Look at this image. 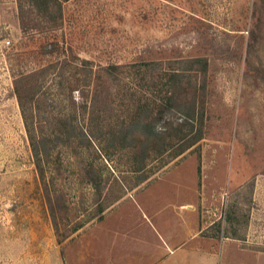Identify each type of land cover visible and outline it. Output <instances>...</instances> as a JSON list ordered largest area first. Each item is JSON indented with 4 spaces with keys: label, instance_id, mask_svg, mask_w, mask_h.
<instances>
[{
    "label": "rangeland",
    "instance_id": "374dc122",
    "mask_svg": "<svg viewBox=\"0 0 264 264\" xmlns=\"http://www.w3.org/2000/svg\"><path fill=\"white\" fill-rule=\"evenodd\" d=\"M48 11L22 28L0 0V264H93L104 215L179 179L213 235L264 249V0Z\"/></svg>",
    "mask_w": 264,
    "mask_h": 264
},
{
    "label": "crops",
    "instance_id": "0c3cea01",
    "mask_svg": "<svg viewBox=\"0 0 264 264\" xmlns=\"http://www.w3.org/2000/svg\"><path fill=\"white\" fill-rule=\"evenodd\" d=\"M179 180L146 186L144 203L104 215L93 264H264V249L213 235L214 218L199 210L204 184Z\"/></svg>",
    "mask_w": 264,
    "mask_h": 264
},
{
    "label": "trees",
    "instance_id": "16d2710c",
    "mask_svg": "<svg viewBox=\"0 0 264 264\" xmlns=\"http://www.w3.org/2000/svg\"><path fill=\"white\" fill-rule=\"evenodd\" d=\"M58 0H15L16 3V7H17V16H18V20H19V26L22 28H35V26H38L37 24L34 25L35 23H32V20L35 17H41L44 19V22L49 23L51 22L49 19V7L53 6V4H57ZM23 6L26 7L27 12L24 10V8H22ZM54 48V46H53ZM42 52L46 53L50 50V48L47 50L46 46H42L41 47ZM205 68V67H204ZM21 78L19 76V78L14 79V83H15V97L17 99V103H18V107L19 110L21 112V114H23V108H24V101L22 100V98L18 95V87L16 86V82L21 81ZM22 82V81H21ZM170 98V97H169ZM168 98V99H169ZM23 121L25 122L26 120L23 119ZM183 124V123H180ZM25 126L26 123H25ZM27 134H28V129H27ZM29 136V135H28ZM199 137V135H198Z\"/></svg>",
    "mask_w": 264,
    "mask_h": 264
}]
</instances>
